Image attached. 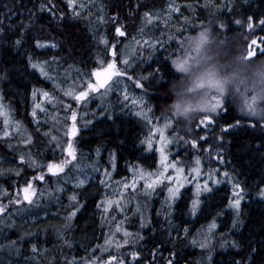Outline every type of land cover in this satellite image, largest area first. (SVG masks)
Listing matches in <instances>:
<instances>
[{"label":"trees","instance_id":"obj_1","mask_svg":"<svg viewBox=\"0 0 264 264\" xmlns=\"http://www.w3.org/2000/svg\"><path fill=\"white\" fill-rule=\"evenodd\" d=\"M41 3H48V0H0V14L2 17L8 16V19H5V25H8V22L15 25H19L21 22L27 24L29 23L28 10L33 12L31 31L22 28L16 29L8 31L3 38H0V69L8 70L7 79H0L1 88L6 100L9 98L12 101L7 102L14 103L15 106L20 105V99L27 103L31 98L33 99L32 106L35 103L37 91L52 92L56 88V84L52 80L54 79V76L51 75L52 70L47 69L45 72L48 75H43L39 68L34 69L30 66L29 56L33 58V62H48L51 58H65L67 60L59 63L58 65L62 66H58V69L66 68V65L78 66L77 63L83 64L84 69L85 65L102 66L106 60L112 57L114 47L117 59L129 58L147 69L157 66L161 73V76L156 73L159 76L158 79L174 81L178 76L174 71L173 61L176 51L181 48L180 43L201 31H210L214 36L218 46L216 60H220L222 54L221 49L224 46L219 45L222 39L226 44H231L232 41L235 44L237 41L238 49L235 55L250 57V45H252L253 57L264 52V26L259 24V21L264 19V0H93L91 5L80 12L78 16L73 15V9L68 7V0H51L50 6L55 5L52 13L39 11ZM170 4L179 9L178 14L175 11H169ZM8 8L14 9V15L9 16ZM145 13L152 17L151 22ZM61 14L64 16L63 20L60 19ZM250 16L254 25L251 30L247 28ZM236 20H240L242 23L237 25ZM142 25H145L146 30H152V33L149 31L145 36L141 29ZM117 26L127 29L128 34L119 37L116 32ZM22 33L26 43L18 48L14 41L20 39ZM102 38L106 39L108 43H103ZM36 41H40L42 44L52 42L57 46L37 48L35 47ZM145 41H149V43L145 44ZM160 41L163 42L162 45L159 43ZM133 48H136V51L132 55ZM227 53H225L226 57H230ZM223 56L220 61H223ZM48 65L49 63L44 65V69ZM57 71L59 72V70ZM57 71L56 73H58ZM2 74L0 72V75ZM223 115L222 113L217 117L218 119H213L217 124L215 126L217 128L220 126L219 129L221 126L223 128L225 124L230 125L236 121L234 113L231 114L230 111ZM222 123L223 125H221ZM252 124L242 123V130L232 132V151L240 160L242 171L238 177L240 181L246 183L251 192V195L242 202L239 226L234 230L233 228L229 229V223L233 221V218L227 208L230 193L232 195L231 186L228 183H222L221 188L214 187L215 191L203 204L204 211L198 214L199 218L196 222H200V225L195 229L190 225L187 215L188 205H190V196L187 194L189 190H187L174 205L171 222L181 225V229L187 228L189 235L185 239L182 234L174 246L165 244L163 256L167 257L170 251H178L185 257L181 264H188L189 260L196 264L202 256H206L205 251L201 250L198 245L194 246L189 242L210 223L209 220L215 219L221 225L219 233L232 234L231 237L227 235L222 243L236 241L239 250L230 246L223 249L216 248L214 252L212 251L211 264H230L233 260H246L252 248L257 249V253L253 257L254 264H264V200L256 196L257 183L259 182L260 186L264 187V123L254 122L255 126ZM131 128L132 131L129 134L125 127L121 128V133L116 137L115 143L124 141L128 145L126 150L133 159L132 156L136 154L134 144H132L136 139V125L132 126L131 124ZM215 177L217 178V176ZM87 196L89 199H87L84 211L76 219L78 223L76 226L79 227L80 232L75 224H70V228L66 230L67 216L59 217L61 221H58L57 224L61 229L59 231L61 232L60 239L55 237V244H48L50 249H43L41 252H37V250L42 249L46 243L44 244L42 238L37 235H46L50 230H53L50 229V226L55 223L48 221L49 219L37 217V220L34 219V225H29L25 223V216L22 215L19 207L0 215L1 220L9 223V228L12 226L14 231L29 238L28 241L25 238L23 248L13 247L17 251L20 249V253L23 252V255L17 258L13 254L10 261L14 264H90L91 257H98L97 252L93 255L91 250L99 243H103L102 240L95 241V236L97 230L101 229L104 224L97 226L96 216L92 212L97 207L96 200L92 198V194ZM6 199L7 197L4 200L0 199L1 204H4ZM156 201L158 200L156 199ZM162 211L167 213V207ZM218 212H222L219 217H217ZM32 213L35 214V212ZM22 221L27 226L21 228ZM168 227L167 222H161L160 215L154 214L147 231L141 234L130 233L129 237L131 238L137 240L140 236L145 238L140 241L137 247L139 251L141 248L143 249L144 259L141 264H149L151 250L155 249L160 241L167 240ZM13 233L15 234L14 238L7 240L4 237V240H0L2 241L0 250L5 241L4 246L7 244L16 245L13 240H16L18 235L16 232ZM146 233L147 237H145ZM55 234L57 233L52 231L53 238ZM172 235L174 237L175 233L173 232ZM129 237L121 236L118 239ZM27 244H30L29 249ZM34 244L37 249L35 253L32 251ZM60 250L66 253L62 257L55 254ZM117 253L119 252L115 251L114 255ZM0 263L3 264L1 260ZM127 264L129 263L127 262ZM158 264H163V262L158 261Z\"/></svg>","mask_w":264,"mask_h":264},{"label":"rangeland","instance_id":"obj_2","mask_svg":"<svg viewBox=\"0 0 264 264\" xmlns=\"http://www.w3.org/2000/svg\"><path fill=\"white\" fill-rule=\"evenodd\" d=\"M91 1L93 0H75L76 5V11L78 13L86 10L89 5H91ZM83 4L84 7L81 8L79 5ZM5 8H7L5 6ZM176 14L179 13L178 11H175ZM0 18H3L0 14ZM5 23V20H4ZM10 24V22H8ZM118 27V26H117ZM121 28V31L124 33L123 36L128 34L127 29L119 26ZM144 35L146 36L147 32L152 30L148 29L146 30L145 25L141 26ZM9 30L6 28V33H8ZM12 31V30H11ZM14 31V30H13ZM201 32H207L210 41L208 44L209 49H211L215 55L213 56V60H216V57L218 55V46L216 44L214 36L210 33V31H201ZM119 37H123L118 35ZM193 36V35H192ZM4 37V36H3ZM191 36L184 39L180 45L181 48L176 51V57L173 61V68L176 72L178 78L174 81H170L169 79H158L159 76H157L156 73H159L161 76V73L157 66H151L147 69L148 74L142 75L143 77H147L146 80H141V84H143V87H139L135 80L139 79L142 76H133L131 77L128 74V67L118 64L117 61V53L114 52V47L112 49V57L108 60H106L105 63H103L102 66H95L91 72L90 79L87 78L89 75H80V71L78 67H82L83 64L77 63L76 65H66V68L58 69L59 63L66 61L65 58H51L48 63L49 65L47 68L44 69V71L52 70L51 75L54 76V79H52L55 84L56 88L52 92H46L45 90H41L44 92H41V100L39 99L34 106H32V110L26 107V104L22 99H20V106L21 111L20 114L17 115V112L15 107H11L12 102L11 99H7L4 97L2 88H1V80H0V199L8 196L10 194V188L12 190V193L14 191V188L17 186L19 188L20 197L23 196L22 192L25 187H27V183L31 182L33 187L35 188V193H31V189L29 190L31 194V198L34 201V203L25 204L26 202L22 199L23 203V210H20L22 212V215L25 216V223H28L29 225H34L35 221L38 218L43 219H49L52 221V224L50 229H53L55 233L58 235H61V229L59 225L57 224L59 217L63 216L62 212L60 211L61 207L58 205V198L59 193L62 194L64 191L63 184H58L59 178L65 179L69 187H82L87 185L90 181H93L94 179L90 176L91 174H77L75 173L78 165L76 162H74V158L67 156L65 160L69 161V164H67L64 167V171L72 170L73 174H52L50 175V179L47 181H37L30 177L31 170L34 169L38 171L36 176L38 177L43 172H47V165L49 163L54 164H60L59 159H54V155L56 151H59L61 148L68 151V145H69V138H74L72 133L73 125L76 126V135L78 134V124L80 121H78V114H79V107L80 103L84 102L83 106L85 104L90 105V102L93 99L98 100V105L102 106L105 102V99L108 98V93L112 90H118L121 93V96L123 94L129 93L131 96V101L133 105H137L138 100H147L148 104V111L147 116L150 115V111L154 104V96L156 95L155 89H159V91H163L167 93L171 99L177 97L180 95V92L184 86L185 80L188 78L190 66H189V57L188 55H185V43L189 40ZM4 40V39H3ZM130 42V41H129ZM202 41H197L194 47L197 49V51L200 48V44ZM49 45L48 47H51L53 44L52 42H47ZM219 45H223V49H221V56H223L225 53H227L229 56L235 55L236 50L238 49L237 41L234 44L233 41L231 44H226L224 40L222 39ZM251 52H252V45H250ZM232 49V50H231ZM136 51V48H133L131 50V54L133 55ZM229 57H226V54L223 56V60H227ZM129 59V58H128ZM70 60V59H69ZM124 60V58H123ZM216 60V61H220ZM70 61H73L72 59ZM109 64H114V68H109ZM55 65V67H53ZM179 65V66H178ZM138 69V68H137ZM59 70V72L57 71ZM114 71L115 76L112 79L109 86H107L103 90H99V88H95L94 90H90L85 86L82 90L79 89L78 83H81L83 79H89L88 81L91 83L92 77H95V73H99V76L104 75L107 71ZM56 71L58 73H56ZM142 68H140L137 72V74L142 73ZM120 73H125V75H120ZM84 76V78H83ZM205 77L207 78L208 83H219L215 69L214 67H209L205 73L201 74V78L198 83H196V87H200L205 82ZM93 85H96L95 83H91ZM150 88V91L147 93L146 91ZM88 91V96L84 100H77L76 97L79 95L80 92ZM44 93H47L48 95L45 96ZM163 94L162 92H160ZM166 95H164L162 98H165ZM161 97V96H160ZM217 101H220L223 103V106L221 109H218L216 113H212L213 119H218L217 117L220 116V114H227L229 111L234 113V116L239 120L237 129L240 131L242 130V123H253V122H261L264 123V111H262L259 114L251 113L246 108H249V106H253V102L256 101V97L254 95H251L250 93H246L243 90L240 89H229L228 93L224 96H220L216 93H212L209 97V99L206 101V103L211 104L213 107L216 106ZM161 102L158 99V104ZM14 105V103H13ZM49 105V107H48ZM258 106H264V100H260L257 102ZM15 106V105H14ZM97 107H93L90 112L94 113L96 111ZM35 110V116H33V111ZM53 111V119H47L42 117V113L46 112L48 114V117L50 116V113ZM63 112V113H62ZM66 113V114H64ZM157 113L164 118L165 120L160 122H152L148 125V133L146 134V137L148 139L150 138L152 141V144L154 145L151 150L148 149V153L152 154L154 151H157V167L155 171L154 169L145 168L140 169L138 168L137 164H134L130 166V172L132 174H125V178L119 179L118 182H114L112 185L113 190L122 188L124 191L123 193H115L108 197V199H100L99 201L104 200V209L105 207L107 210L109 208H114L115 213H117L119 216H111L107 213L108 216H106V220L111 224V227L106 230L107 236L104 237L102 240L103 243H99L98 246L93 248L91 250V254L95 255L97 252L98 257H91L90 258V264H104V261L108 260L109 254L114 255L115 251L119 252V254H125L130 253L133 250L139 251L137 249L138 244H125L124 241L128 240L130 242L136 241V238H131L130 233L134 234H141L144 231H147L150 223H151V217L152 215H160L161 222H166V215L168 211L172 212V216L174 213V207L173 209L163 212L162 209L167 207L165 204V200L168 196V188L169 187H175L178 184H182L183 187L181 188V192H187L188 196H190L189 203L191 205V202L193 199H195V194L197 192L198 185H203L205 180L208 179L209 174H187L183 168V166L180 164L179 169H177V172L175 171V165L176 163H173L171 161L172 156H169L170 153H174V150H170V145L176 142V134L171 133V126L172 124L176 123L177 125L181 126L182 128H189V130L194 134V138L198 140V137L200 135H203L204 133L196 128V124H198L199 120L202 119L204 116L209 115L211 112H205L201 114L200 118L193 123V119L191 117H182L177 118L174 114V112H166L163 109V105L161 104L157 110ZM73 114L76 116V120L74 121L72 119ZM3 115V116H1ZM136 115V113H134ZM223 115V116H224ZM159 117H155V120ZM25 127H24V124ZM29 127H28V125ZM52 123L49 128H47L48 124ZM45 125V127H44ZM223 125V123L221 124ZM263 126V124H262ZM213 125L211 129H209V132L212 136L220 137L222 136L223 142L222 144L219 142V140L212 141L217 146H223L224 141H227L230 139L232 132L234 133L236 130V125L234 124L232 127H228L227 131H224L225 125H223V128L219 129ZM264 127V126H263ZM47 128L45 131L44 129ZM1 130H3L1 132ZM17 130V133H19L20 138H26L21 145L26 149V151L23 148H20V153L17 152V142L15 143V138L13 135V132ZM45 132V133H44ZM7 133V135H5ZM41 133H44V138L49 140V145L47 147H43V145H46V141L41 137ZM75 135V136H76ZM165 140L168 141L167 144H165ZM186 140V139H185ZM27 141V143H26ZM155 141V142H153ZM56 145H60L59 147H56ZM73 150H75V146L72 144ZM36 150L35 158H33V161L35 164L31 163V158L29 160L28 151L33 152ZM25 151V152H24ZM16 152L18 153L16 155ZM21 156L24 157V160L21 161ZM51 156V157H50ZM173 169L174 171L170 170ZM197 168H195L196 170ZM138 172V174H136ZM140 172V174H139ZM176 172V174H175ZM44 174V173H43ZM162 174V175H161ZM34 176V177H36ZM93 176V175H92ZM105 178V174H102ZM170 178V179H169ZM6 179V186L9 188L7 190V187L4 186V183ZM86 179V182L83 185H80L78 183L79 180ZM213 179H220L218 176L215 177V174H213ZM156 180L162 181L161 183L156 184L154 189H146L145 184L146 183H153ZM49 182V183H47ZM13 183V184H11ZM55 188L53 189V187ZM218 186L217 188H221V184L215 185ZM214 187V186H213ZM46 188V189H45ZM43 189H45L43 191ZM125 189L128 190H135L139 189L140 195L139 196H133L131 199L127 198V194L125 192ZM215 189V188H214ZM77 194V193H76ZM76 194H72V197L76 196ZM231 197V193H230ZM22 198V197H21ZM156 199L158 201H156ZM110 200V201H108ZM128 200V203H127ZM206 199L204 196H201V203L202 206L205 203ZM7 203V202H5ZM188 205V208L189 206ZM50 206V207H49ZM20 207V205H15V208ZM54 207V210H51V208ZM10 208V206H8ZM56 208V209H55ZM69 208L72 211H76L77 213L81 210L80 206L76 203L75 200H71V205ZM78 209V210H77ZM42 210V214L39 216L38 214H34L32 212H36ZM229 213L231 214V217L234 219H238L236 213L229 209ZM28 211V212H27ZM123 212V213H122ZM178 212V211H176ZM129 215L130 219L128 221V224L132 227L130 228L127 225V214ZM199 212L196 216H192L187 212V215L189 217V223L193 226V229L198 228L200 225V222H196L199 218L198 216ZM36 215V217H35ZM121 215H124L125 217H120ZM171 216V218H172ZM137 218L134 220V218ZM170 218V219H171ZM34 221V222H33ZM213 220H209V224L206 225L205 228H202L195 236L197 240H205L207 239L209 242L210 247L212 248V251L214 252L216 248L223 249L221 245L223 244V239L228 235V237H231L232 234H221L219 231L221 230L220 222L215 220L217 227L213 229L212 233L208 232V226L212 223ZM233 222V221H232ZM232 222L229 223V229L232 228ZM69 223V222H68ZM240 223V220H239ZM24 222L22 221L20 223L21 228ZM28 225V226H29ZM14 227L11 226L9 228V223H6L4 220L0 219V240H4V237L7 238H14L15 234L13 232H16L18 235V238L15 241L14 246L11 244H6V241L3 243L2 251L0 250V260L3 264H14V262H11V258L14 254L15 257H20L23 255V252L20 253L19 251L15 250L16 247L23 248L25 245V238L27 237L19 234V232L14 231ZM5 234H4V233ZM128 235H125V234ZM230 234V235H229ZM29 236V234H26ZM129 237L126 239H118L120 237ZM218 236V238H216ZM147 237V233L145 235ZM20 239V241H17ZM221 239V240H220ZM106 241L108 242L106 244ZM2 242V241H0ZM40 242V238H39ZM121 245L119 249H117V245ZM15 247V248H13ZM28 249L30 248V244H27ZM84 248V247H83ZM225 248V247H224ZM106 249V250H105ZM212 252V253H213ZM205 255H207V251L204 252ZM57 256H64L66 253L64 251L56 252ZM118 254V253H117ZM116 254V255H117ZM88 257L89 255H85ZM104 256V257H103ZM108 256V257H107ZM24 257V256H23ZM100 258V259H99ZM10 261V262H9ZM127 262L131 264V257L129 256ZM1 264V263H0Z\"/></svg>","mask_w":264,"mask_h":264},{"label":"flooded vegetation","instance_id":"obj_3","mask_svg":"<svg viewBox=\"0 0 264 264\" xmlns=\"http://www.w3.org/2000/svg\"><path fill=\"white\" fill-rule=\"evenodd\" d=\"M117 61H118V64L128 67V74L131 77L142 76L144 74H148L147 68L139 66L135 61H132L130 59H124V60L117 59ZM125 61H128L129 63L125 64ZM78 68L80 71V75L82 76L86 74L87 75L91 74L94 67L90 65H85L84 69L83 67L81 68L78 67ZM140 68H142V71H141L142 73L137 74ZM113 73L115 72L112 70V71H107L102 76L92 77L91 83H95L96 85H98V88L101 91L105 89L107 86H109V84L111 83L112 79L115 76V74ZM106 77H109L107 83L101 84V81H103ZM87 78L90 79V75L87 76ZM89 79H83L81 83H78L80 90H82L85 86H87L90 83L88 81ZM149 91H150V88L146 92L148 93ZM155 91L157 92L153 100L155 101V104L153 108L149 110L150 111L149 116H147L149 103L147 102L146 99L145 100L139 99L137 105H133L131 101V96L129 93L123 94V96H121V93L115 89L108 93V98L105 99V102L102 106H99L97 104L98 100L96 99H93L90 102L89 106L88 104H85L83 106L84 102L80 103L79 114H78V121H80L78 124L79 132L76 136H74V138H69V141L75 146V150H74L75 157H72V158L75 159L74 162H76L78 165V168L75 173L91 174L90 176L94 180L90 181L87 185L82 186V187H69L65 179L59 178L58 184H63L64 186L63 188L64 192L62 194L59 193V198H58V205L61 207L60 211L62 212V215H63L61 217L62 218H65L64 216L68 217L69 214L71 213V209L69 208V206L71 205L72 194L77 193L76 194L77 197L75 201L81 208V210L77 213V215L72 217L70 224L72 225L75 224V226L78 225L76 219L84 211L87 199H89L87 196L88 194L93 195L92 198H95L96 206H97L102 203L104 205L103 201L108 199L110 195L115 194V193H123L124 190L122 188L113 190L112 185L114 184V182H118L119 179L125 178V174H132L130 172V166L137 164L139 170L150 168L152 170L154 169L155 171L157 167V155H156L157 151H154L152 154H149L147 145L142 144L141 141H145L148 139V137H146V134L148 133L149 135L148 125L150 123L152 122L162 123V121L165 120L157 113V110L161 104L163 105L164 111L172 112L170 111V106L167 104L171 100V97L167 93L163 91H159V89H155ZM41 92H44V91H37L36 93L37 95L34 101L35 103L39 99L41 100V96H42ZM160 92H162L163 94H161ZM164 95H166L165 98H162ZM158 99L161 103L157 106ZM32 100L33 99L31 98L30 101L29 102L27 101V104H26V107L29 109V111H30V108L32 110L33 108L32 106L35 105L34 103V105L31 106ZM12 106L15 107L16 109L15 112H17V115H19L21 111V106L20 105L14 106L11 103V107ZM93 107H97L94 113L90 112V110ZM52 112L53 111L49 112L50 113L49 117L46 112H43L42 117L47 118V119L48 118L53 119ZM141 112L143 113V115H138V113H141ZM134 113H136V115H134ZM155 117H159V118L155 120ZM238 121L239 120L236 118L235 122H233L230 125L225 124V126L227 125L229 127H232L235 124L236 125L235 132H239V130L237 129ZM51 124L52 123H49L47 128H49ZM131 124L132 126L136 125V130H135L136 139L134 143H132L134 144L133 147H134V151L136 154L132 156L133 159L130 157V153L127 152L126 147H128V145L125 144L124 141L121 143L117 142V144L115 143V140H117L116 137L120 135L119 133H121L120 131L121 128L125 127L128 134L130 131H132ZM214 125H217L215 121H214ZM24 127H25V124H24ZM47 128H45L44 130L46 131ZM170 132L171 133L175 132L177 137L183 138L184 140L186 139L188 141H191L192 139H195L194 134L189 130V128H186V129L182 128L176 123L172 124ZM44 133L43 134L41 133V137L46 141V145H43V147H47V145L50 144L48 140L49 138L45 139ZM18 134L19 133H17V130L13 132V135L15 138L14 141L15 143L17 142V145H16L17 152L20 153L21 152L20 148H23L26 151V149L21 145V143L26 138L24 137L20 138ZM232 141H233V138L231 135L230 139H228L227 141H224L223 146L215 145L217 149L223 153V162H224L223 166H221L220 164L216 162L215 152H212L213 158L210 159L208 156V153L204 151L205 149L209 148V144H213L212 140L208 141V143H202L198 139V148L196 149L192 148L190 144L186 145L182 142L181 143L175 142V145L174 143L170 145V150L172 151L175 149V152L173 154L170 153L169 156H172L171 161H173V163H176L174 165L176 172H177V169H179V165L181 164L187 174H209L210 172H212V174H215V176H218L220 179H222L223 172L225 171H229V172L234 171L235 174L237 175L242 174V171L240 168L241 166L239 164L240 160L236 158L235 153H233L232 151V145H233ZM17 152H16V155L18 154ZM27 153L29 156V160L32 157L31 158V163H32L33 158H35L34 154L36 153V150L33 152L28 151ZM67 156H69L68 151L61 148L59 151L55 152V155L53 158L59 159L61 163L67 158ZM197 160L200 161L199 164H197ZM195 168L199 169V173H197ZM69 169L63 172L62 174H73L74 172ZM170 170L174 171L173 169H170ZM213 170L215 171L213 172ZM37 172L38 171L32 169L30 172L31 173L30 177L33 179L34 176L37 175L36 174ZM155 172H159V171H155ZM43 173L45 174L44 181L49 180L50 175H52V173H49L48 171L43 172ZM57 174H60V173H57ZM102 174L106 175L105 178L104 176H102ZM136 174H138V172ZM3 183H4V186H6V179H5V182ZM54 188L55 186L53 187V189ZM8 189L9 188L7 187V190ZM45 189H43V191ZM17 192H19V188L17 186L14 188L13 193L10 188V194L6 196L7 199L5 200V202L7 203L3 204L7 207V211L10 209L15 210V204H10L9 201H12L15 199ZM125 192L126 194H128L127 198L131 199L133 196H139L141 191L139 189H135L133 191L132 190L127 191V189H125ZM22 194L24 196V191L22 192ZM23 196L21 195L22 197L21 199H23ZM6 197H4L3 200ZM100 199H104V200L99 201ZM24 201L26 202L25 204H27L28 201L26 200ZM1 202L2 201H0V204ZM127 203H128V200H127ZM8 206H10V208H8ZM19 208L24 211L23 205H20ZM51 210H54V207H52ZM42 212H43L42 210H39V211H36L35 214H40ZM92 212L94 216H96L95 219H96L97 226L104 224V226L101 229L97 230L95 241L103 240L104 237L107 236L106 230L111 227V224L106 220V216H108L107 213L110 214L112 217L113 216L117 217L119 215L115 213V209L113 207L109 208L108 210L106 207L104 209L103 206L96 207ZM120 217H125V216L121 215ZM129 219L130 217L127 214V220L125 221L127 222L128 226H130L128 224ZM135 219L137 218L135 217L134 220ZM58 221H61V220H58ZM76 228H78V231L80 232L79 227L76 226ZM37 236L42 238L44 244L46 243L43 246V248L38 249L37 252H41L43 249H50L48 247V244H55V241H54L55 237L60 239V235L58 234H55L53 238L52 230H50L44 236H40V235H37ZM117 237H121V236H117Z\"/></svg>","mask_w":264,"mask_h":264},{"label":"snow or ice","instance_id":"obj_4","mask_svg":"<svg viewBox=\"0 0 264 264\" xmlns=\"http://www.w3.org/2000/svg\"><path fill=\"white\" fill-rule=\"evenodd\" d=\"M51 0H48V3H41L40 7H39V11H49L50 13H52L53 8L55 7V5H51ZM68 7L73 9V15L78 16L79 13L76 12V5H75V0H68ZM79 7L83 8L84 5L81 4L79 5ZM169 11H178V8L174 7L173 5H169ZM8 14L9 16L14 15V9L13 8H8ZM33 12L32 10H28V18H29V23L25 24L23 22H21L19 25H15V24H8L5 25L4 24V20L8 19V16H5L3 18H0V38H3L4 35H6V28L7 30L11 31V30H16V29H24L26 31H31V27H32V17ZM145 16L148 17L149 22H151L152 17L148 14L145 13ZM60 19L63 20L64 16L63 14H61ZM103 18L101 17V20ZM235 23L237 25H240L242 23V21L240 20H236ZM259 24L261 26H264V19L259 21ZM247 28L249 30L254 28V25L252 23V17H248V23H247ZM116 32L118 35L123 36L124 33L121 31L120 27L116 28ZM102 42L107 44L108 41L104 38H102ZM26 43V41L23 39V33L21 34V38L20 39H16L14 41L15 46L22 47V45ZM149 41H145V44H148ZM161 45L163 44L162 41L159 42ZM253 43H255V41H253ZM48 44H42L40 41H36L35 42V47L37 48H43V47H48ZM56 44H52L51 47H56ZM155 46V45H153ZM261 55H264V52L260 53ZM249 55L250 57H253V53L251 51H249ZM28 61L29 64L32 68H39L41 73L45 76L48 75L47 72L44 71V65H47V61H43V62H33V58L31 56L28 57ZM128 61H125V64H128ZM179 66V65H178ZM115 65L114 64H109V68H114ZM0 72H2L3 74L0 75V79H7V74H8V70L5 69H0ZM115 74V73H113ZM96 76H99L100 74L97 72L95 73ZM120 75H125V73H120ZM109 77H106L103 81H101V84H106L108 81ZM147 77H140L139 79L135 80V83L139 86V87H143V84H141V80H146ZM98 85H93L91 83H89L87 85V88L90 90H94L95 88H97ZM35 95V93H34ZM45 96H47V93H44ZM88 96V91H83L80 92L79 95L76 97L77 100H84L86 97ZM223 106V103H221L220 101L217 102L216 106L213 107L212 112L209 115L204 116L202 119L199 120L198 124H196V128L201 130L204 134L200 135L198 137L199 141L202 143H208L209 140L215 141V140H219V142L222 144L223 139L222 136L220 137H216V136H212L211 133L209 132V129H211L213 127L214 124V120H213V116L211 115L212 113H216L218 109H221ZM0 107H2V105H0ZM252 106H249V109H251ZM35 110L33 111V116H35ZM138 115H143V113H138ZM72 119L75 121L76 120V116L75 114H73ZM252 126H255L254 122L252 124ZM229 126H225L224 127V131L228 130ZM76 126L75 124L73 125V129H72V133L71 135L75 136L76 135ZM5 135H7V133H5ZM176 142L177 143H184L186 145H189L196 149L198 148V140L197 139H192L191 141L188 140H184L183 138H179L176 137ZM27 143V141H26ZM142 144H146L147 148L149 150L152 149L153 144L151 139H147L145 141H141ZM168 141L165 140V144H167ZM60 145H56V147H59ZM204 151H206L208 153V156L210 159H212V152L216 153L215 156V160L218 164H220L221 166H223L224 162H223V153L221 151H219L217 149V147L215 146V144H209V148L205 149ZM68 155L71 157H75V152L72 148V143L69 142L68 145ZM21 161L24 160V157L21 156ZM33 164H35L34 161H32ZM200 161L197 160V164H199ZM69 164L68 160H64L62 161L60 164H54V163H49L47 165V171L49 173L52 174H57V173H62L64 171V167ZM174 167V165H173ZM197 173H199V169H196ZM215 170H213L214 172ZM162 175V174H161ZM34 180L37 181H44L45 180V174H40L38 177H34ZM170 179V178H169ZM86 182V179H81L78 181V183L80 185H83ZM162 181L160 180H156L153 183H146L145 184V188L146 189H154L156 184L161 183ZM228 183L231 186V191H232V195L229 198V203L227 205V208L233 210L237 217H239V213L241 210V205L242 202L246 199V197L251 195V192L248 190V187L246 185L245 182L240 181L239 177L237 174H235L234 171L229 172V171H225L223 172V176L222 179H213V174L212 172L209 173V177L207 180H205V182L203 183V185H198L197 187V192L195 194V199L192 200L190 207L188 208V212L190 215L192 216H196L198 212H203L204 211V206H202L201 203V196H204L205 199H207L208 197H210L213 192L215 191L214 189V185H218L221 183ZM183 187L182 184H178L175 187H169L168 188V196L165 200V204L167 205V209L171 210L173 209L174 205L182 198L183 193L181 192V188ZM257 191H256V196L262 200H264V187H261L259 182L256 185ZM31 189V193L34 194L35 193V188L33 187L31 182L27 183V187L24 188V196H23V200L28 201L30 204L34 203V201L31 198V194L29 192V190ZM73 200L76 199L75 196L72 197ZM10 204H15V205H22L23 201L20 197V193L17 192L16 197L14 200L9 201ZM104 206L103 203L101 205H97V207H102ZM78 210V209H77ZM7 211V207L3 204H0V214H4ZM220 215H222V212H218L217 213V217H219ZM76 216V211H72L69 216L66 218L67 221L69 223L65 224V229H69L70 228V222L72 217ZM171 216H172V212L168 211L165 219L166 222L168 223L169 227L167 229L168 232V236H167V240H162L160 241L159 245L151 250L150 252V261L149 264H158V261L163 262V264H181V261L185 259V257L178 251H170L168 256L165 257L162 255V252L164 250V245L165 244H170L173 245L178 242L181 238V235L183 234V236L185 237V239H187L188 235H189V230L187 228H183L181 229V225L178 224H173L171 222ZM239 226V220L238 219H234L232 222V228L233 230L236 229ZM217 227L215 219L212 221V223L208 226V232L212 233L213 229H215ZM175 233V236L173 237L172 233ZM125 235H128L127 233ZM145 238L143 236H140L138 240L136 241H128L125 240L124 243L130 244H139L140 241L144 240ZM108 242L106 241V244ZM191 245H198L199 248L201 250L207 251L208 255L206 256H202L200 258V260H198L196 262V264H211L212 262V248L209 245V242L207 239L205 240H197L196 238H193L190 242ZM233 247L236 248L237 250H239V246L236 243V241H225L221 247ZM121 247V245H117V249H119ZM36 245H32V251L35 253L36 252ZM106 250V249H105ZM142 252L143 249L141 248L140 251H136L133 250L130 253H125V254H117V255H111L109 254V258L108 260L104 261V264H126V261L128 259V257H131V264H141V261L144 259V257L142 256ZM257 253V249L256 248H252L251 252L249 253L247 259H240V260H233L230 262V264H254V260L253 257L256 255ZM188 264H193V261L189 260Z\"/></svg>","mask_w":264,"mask_h":264},{"label":"clouds","instance_id":"obj_5","mask_svg":"<svg viewBox=\"0 0 264 264\" xmlns=\"http://www.w3.org/2000/svg\"><path fill=\"white\" fill-rule=\"evenodd\" d=\"M197 41H202L200 48L194 47ZM210 37L207 32H198L185 43V55L189 57L190 71L185 80L180 95L171 99L167 104L177 118L191 117L195 123L205 112H212L213 106L206 101L214 92L220 96L228 93L229 89H240L256 97L249 112L259 114L264 106L257 102L264 100V55L244 57L239 54L230 56L227 60H213L215 53L209 49ZM209 67H214L219 83L205 82L196 87L201 74ZM218 102V101H217Z\"/></svg>","mask_w":264,"mask_h":264}]
</instances>
